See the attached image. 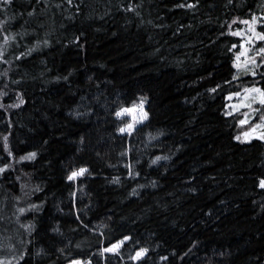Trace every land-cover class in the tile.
<instances>
[{"label": "trees", "instance_id": "trees-1", "mask_svg": "<svg viewBox=\"0 0 264 264\" xmlns=\"http://www.w3.org/2000/svg\"><path fill=\"white\" fill-rule=\"evenodd\" d=\"M245 25L264 0H0V261L264 264V139L230 111L264 88L237 74Z\"/></svg>", "mask_w": 264, "mask_h": 264}, {"label": "rangeland", "instance_id": "rangeland-1", "mask_svg": "<svg viewBox=\"0 0 264 264\" xmlns=\"http://www.w3.org/2000/svg\"><path fill=\"white\" fill-rule=\"evenodd\" d=\"M245 28L246 30L243 36L250 40L255 39L257 41L256 35L253 33L251 26L245 25ZM256 34L260 33L256 31ZM256 41H253L246 49L242 51V53L238 56L239 60H236L235 63V66L237 68V74L240 76L249 74L250 78L255 81V84L259 82L258 77H261V80H263L264 78V69L260 70L261 66L264 65V54L257 55L259 50L264 48V40H261L262 46L258 48L254 47ZM253 59L255 60V63H252ZM237 64H239L240 67H237ZM251 89H259L260 91L256 92L246 90L242 91L241 93H235L230 97V111L232 113H238L241 117V120L239 121V137L242 140H249L254 137L260 138L261 134H264V104L261 103V100H264V96L261 95V93H264V88L261 89L257 87H252L248 90ZM117 113H122V115L116 116L124 120V126L120 129L123 128L125 129V131L121 132L119 130V132L122 134H130L135 128L144 123L148 118L146 103L143 101H140L133 106L122 108ZM145 113L147 114L146 118H144ZM242 121L246 122L242 123ZM129 125H131V128H129ZM258 125L260 127H257ZM253 129H255V131H253ZM245 133L249 134L248 139H245ZM122 241L125 240L123 239ZM121 244V241L116 242L108 246L107 248L102 249V252L113 253L117 251ZM114 245H118L115 251H105V249H110ZM134 257H136V254ZM74 262H80V264H89L88 260H75L68 264H74ZM3 264L7 263L3 262Z\"/></svg>", "mask_w": 264, "mask_h": 264}, {"label": "snow or ice", "instance_id": "snow-or-ice-1", "mask_svg": "<svg viewBox=\"0 0 264 264\" xmlns=\"http://www.w3.org/2000/svg\"><path fill=\"white\" fill-rule=\"evenodd\" d=\"M4 2L5 3H8V2H10V0H4ZM71 2V0H69V3ZM181 6H183V5H181ZM193 5H188V7H192ZM244 23H249L248 21H244ZM253 25L255 24V23H257V18L256 17H253V20H252V22H251ZM252 31H253V33L256 35V38L257 39H260V40H264V35H261V34H256L255 33V30H254V28L252 29ZM234 35H240V33H233ZM262 54H264V48H262V49H260L259 50V52L257 53V55H262ZM237 60H239V57H237ZM252 63H255V60L253 59V61H252ZM237 67H240V65L239 64H237ZM247 91H256V92H259L260 90L259 89H251V90H247ZM261 95L262 96H264V93H261ZM261 103L262 104H264V100H261ZM124 111H127V110H124ZM120 115H122V113H117V116H120ZM146 113L144 114V118H146ZM246 121H242V123H245ZM257 127H260L259 125L257 126ZM129 128H131V125H129ZM120 131L121 132H124L125 131V129H120ZM253 131H255V129H253ZM244 136H245V139H248L249 138V134L248 133H245L244 134ZM260 138L261 139H264V134H261V136H260ZM237 139L239 140L240 139V137H237ZM33 156L35 155V154H32ZM0 171H3L2 169H0ZM87 171V169H80L78 172H74V173H72V175L71 176H69L68 177V179L69 180H73V179H75L77 176H81V175H83L85 172ZM261 187H264V181H261V185H260ZM21 211H23V210H21ZM125 239H128L127 237L125 238ZM121 243H123V241H121ZM117 247H118V245H114L112 248H110V249H105V251H115L116 249H117ZM146 250H141V251H139V252H137L136 253V257H134V259H139L141 256H143L144 255V252H145ZM0 264H3V262H0ZM74 264H80V262H74Z\"/></svg>", "mask_w": 264, "mask_h": 264}]
</instances>
